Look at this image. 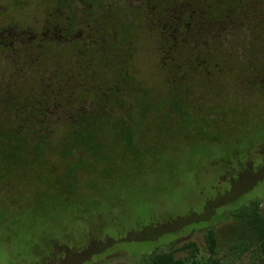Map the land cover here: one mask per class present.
<instances>
[{"label": "flooded vegetation", "instance_id": "obj_1", "mask_svg": "<svg viewBox=\"0 0 264 264\" xmlns=\"http://www.w3.org/2000/svg\"><path fill=\"white\" fill-rule=\"evenodd\" d=\"M231 129L264 137V0H0L3 157L57 170L78 142L160 157Z\"/></svg>", "mask_w": 264, "mask_h": 264}, {"label": "rangeland", "instance_id": "obj_2", "mask_svg": "<svg viewBox=\"0 0 264 264\" xmlns=\"http://www.w3.org/2000/svg\"><path fill=\"white\" fill-rule=\"evenodd\" d=\"M224 136L175 137L160 157L119 141L110 155L54 157L57 170L21 151L0 155V264H140L159 248L190 264L180 247L194 242L204 260L208 230L220 264H264L228 213L257 199L264 218V137ZM144 137L153 142L152 132Z\"/></svg>", "mask_w": 264, "mask_h": 264}, {"label": "trees", "instance_id": "obj_3", "mask_svg": "<svg viewBox=\"0 0 264 264\" xmlns=\"http://www.w3.org/2000/svg\"><path fill=\"white\" fill-rule=\"evenodd\" d=\"M93 143L78 142L71 145L72 150L87 153L94 151ZM88 150V151H87ZM230 216L243 223L251 232V243L258 246L260 260L264 263V218L260 210V201L255 199L247 203H243L237 208L228 212ZM206 243V258L197 260L199 249L194 242H188L180 247L182 250L189 251L190 264H220L217 257V239L213 230H208L204 236ZM174 250L155 249L152 252L143 255L140 264H183L184 261L174 257Z\"/></svg>", "mask_w": 264, "mask_h": 264}]
</instances>
